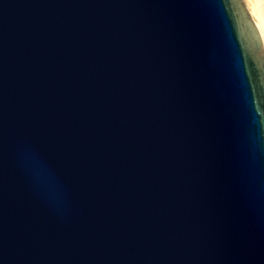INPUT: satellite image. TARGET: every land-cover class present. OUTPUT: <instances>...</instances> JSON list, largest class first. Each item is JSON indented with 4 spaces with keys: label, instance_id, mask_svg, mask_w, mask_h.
Masks as SVG:
<instances>
[{
    "label": "water",
    "instance_id": "obj_1",
    "mask_svg": "<svg viewBox=\"0 0 264 264\" xmlns=\"http://www.w3.org/2000/svg\"><path fill=\"white\" fill-rule=\"evenodd\" d=\"M0 264H264L243 0H0Z\"/></svg>",
    "mask_w": 264,
    "mask_h": 264
},
{
    "label": "bare ground",
    "instance_id": "obj_2",
    "mask_svg": "<svg viewBox=\"0 0 264 264\" xmlns=\"http://www.w3.org/2000/svg\"><path fill=\"white\" fill-rule=\"evenodd\" d=\"M252 1V6L248 7L249 12L264 41V0Z\"/></svg>",
    "mask_w": 264,
    "mask_h": 264
},
{
    "label": "rangeland",
    "instance_id": "obj_3",
    "mask_svg": "<svg viewBox=\"0 0 264 264\" xmlns=\"http://www.w3.org/2000/svg\"><path fill=\"white\" fill-rule=\"evenodd\" d=\"M243 1H244L245 5H246L248 11H249V8H248V7H249V6H252V2H253V1H252V0H250V1H249V0H243ZM250 3H251V4H250ZM249 13H250V12H249Z\"/></svg>",
    "mask_w": 264,
    "mask_h": 264
}]
</instances>
